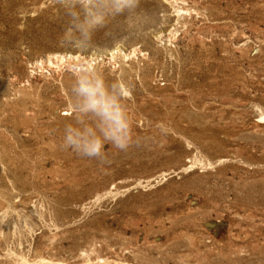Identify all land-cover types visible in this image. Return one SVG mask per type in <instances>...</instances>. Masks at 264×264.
I'll return each mask as SVG.
<instances>
[{
  "label": "rangeland",
  "instance_id": "1",
  "mask_svg": "<svg viewBox=\"0 0 264 264\" xmlns=\"http://www.w3.org/2000/svg\"><path fill=\"white\" fill-rule=\"evenodd\" d=\"M138 10L144 38L125 13L80 53L54 0H0V264H264V0ZM89 66L141 139L109 165L59 147Z\"/></svg>",
  "mask_w": 264,
  "mask_h": 264
},
{
  "label": "clouds",
  "instance_id": "2",
  "mask_svg": "<svg viewBox=\"0 0 264 264\" xmlns=\"http://www.w3.org/2000/svg\"><path fill=\"white\" fill-rule=\"evenodd\" d=\"M54 4L58 9L55 19L63 23L57 45L73 52L90 49L93 34L125 13L120 25L125 32L142 39L155 29L152 17L138 10L140 0H54ZM115 46H124V39L117 40ZM69 94L72 122L64 126L59 145L62 150L109 165L112 160L105 152L106 145L127 152L141 143L134 136L133 121L124 103L130 96V85L109 84L93 67H82Z\"/></svg>",
  "mask_w": 264,
  "mask_h": 264
},
{
  "label": "bare ground",
  "instance_id": "3",
  "mask_svg": "<svg viewBox=\"0 0 264 264\" xmlns=\"http://www.w3.org/2000/svg\"><path fill=\"white\" fill-rule=\"evenodd\" d=\"M263 116H264V114H263ZM263 121H264V119H263Z\"/></svg>",
  "mask_w": 264,
  "mask_h": 264
}]
</instances>
